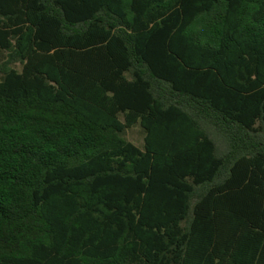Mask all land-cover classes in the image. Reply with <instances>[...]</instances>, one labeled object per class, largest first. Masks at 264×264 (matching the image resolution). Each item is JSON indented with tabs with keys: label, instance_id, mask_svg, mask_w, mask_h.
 Returning a JSON list of instances; mask_svg holds the SVG:
<instances>
[{
	"label": "trees",
	"instance_id": "trees-1",
	"mask_svg": "<svg viewBox=\"0 0 264 264\" xmlns=\"http://www.w3.org/2000/svg\"><path fill=\"white\" fill-rule=\"evenodd\" d=\"M0 264H264V0H0Z\"/></svg>",
	"mask_w": 264,
	"mask_h": 264
},
{
	"label": "rangeland",
	"instance_id": "rangeland-1",
	"mask_svg": "<svg viewBox=\"0 0 264 264\" xmlns=\"http://www.w3.org/2000/svg\"><path fill=\"white\" fill-rule=\"evenodd\" d=\"M127 138L138 146L143 144V133L139 126H135L127 131Z\"/></svg>",
	"mask_w": 264,
	"mask_h": 264
}]
</instances>
